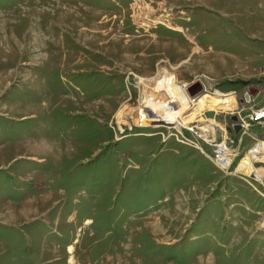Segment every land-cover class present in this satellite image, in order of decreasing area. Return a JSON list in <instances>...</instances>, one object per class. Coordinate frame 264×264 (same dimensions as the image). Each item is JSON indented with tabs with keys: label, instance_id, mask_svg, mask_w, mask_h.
<instances>
[{
	"label": "rangeland",
	"instance_id": "1",
	"mask_svg": "<svg viewBox=\"0 0 264 264\" xmlns=\"http://www.w3.org/2000/svg\"><path fill=\"white\" fill-rule=\"evenodd\" d=\"M263 49L264 0H0V264H264V163L238 174L230 129L240 78L264 105ZM141 80L216 108L137 125Z\"/></svg>",
	"mask_w": 264,
	"mask_h": 264
},
{
	"label": "bare ground",
	"instance_id": "2",
	"mask_svg": "<svg viewBox=\"0 0 264 264\" xmlns=\"http://www.w3.org/2000/svg\"><path fill=\"white\" fill-rule=\"evenodd\" d=\"M170 81H165L163 83H157L154 85H158V84H162V85H166L169 84L167 86H164L161 90H160V86H153L151 84H147L145 83V81L141 80L138 81L137 86H139L138 88L140 89V100L141 102L138 104V109L140 112H137L134 117L136 119H138L139 121H137V125H141V124H148V125H156L157 124V120L156 118L152 115V113H150L149 111H144L146 106L151 103L153 105V103H155L156 107H158V112L160 114V116L163 119H167V120H172V121H176L180 126L181 125H188L191 123L190 116L193 115V113L188 114L187 113L191 110H193L194 108H197V113L198 114H202L203 112L207 111V110H211L216 108L213 103L210 100L205 99H200V100H196L195 98H191L187 95V93L189 92L188 90L190 89V87L188 86L186 89L184 87H181L180 85L174 83H172ZM207 88V87H206ZM205 89V88H204ZM202 92H206L207 89H205ZM187 93H186V91ZM190 93V92H189ZM201 94V93H200ZM199 96V94H198ZM198 98V97H197ZM203 101V102H202ZM196 102H202L200 106L196 107L195 103ZM148 108V107H147ZM218 110L221 111H226V112H230L234 110V103H232L231 106L224 108V107H218ZM157 110V109H156ZM213 113V112H212ZM214 114V113H213ZM233 117V116H232ZM214 118V117H213ZM212 119V118H209ZM205 123L204 126L205 128H203L202 130V135L204 136V138L206 139L208 136H210L209 138H211V140L208 141H213L212 145L217 144L216 146L219 145V152L221 154V157H219V153H218V159H220L218 161L219 165L220 163L224 164L225 168L228 166V160L226 161V156H232L230 151L228 152L226 150V147L231 149L233 148L231 144H227L225 143L226 141H224V143H217L215 142L213 139V135L214 133H216V130L222 131L224 136H226L227 132H225L224 127L222 126V128H219L218 126H216V124L213 121H205L202 122ZM201 123V124H202ZM212 136V137H211ZM226 138V137H225ZM224 138V139H225ZM211 143V142H210ZM257 148L258 150H261V153L264 154V143L259 140L258 142H256ZM253 147H249V152H251V157L247 158L248 156H246L245 161L243 163H240L239 166L236 169V172L238 174H242V175H253L255 173V169L252 166L253 162H263L264 160H260L257 158H263L264 155H260L258 156V150L257 149H253ZM256 155H255V153ZM234 157V154L233 156ZM229 158V157H228ZM257 159V160H256ZM232 161V160H231ZM236 174V173H235Z\"/></svg>",
	"mask_w": 264,
	"mask_h": 264
},
{
	"label": "built area",
	"instance_id": "3",
	"mask_svg": "<svg viewBox=\"0 0 264 264\" xmlns=\"http://www.w3.org/2000/svg\"><path fill=\"white\" fill-rule=\"evenodd\" d=\"M175 16V15H174ZM167 22H164V23H162V22H160L162 25H167V23H169L170 21H171V19H167L166 20ZM209 89H211V88H209ZM213 89V88H212ZM214 92L213 93H215V92H219L221 95H226V94H228V93H231V92H220L219 90H217L216 89V87H214V90H213ZM211 93V92H210ZM244 109V106H241L240 108H237V110L234 112L235 114L233 115V117H236V119H237V122H233L232 120V122H233V124H232V127H230V129L232 130V132H233V126L235 125V124H239L240 125V131L238 132V133H234L235 135L234 136H240V137H243V136H247L248 138H250L251 140H252V144H251V146L250 147H253V149L255 150V149H257L258 150V148H257V145H256V142H258L259 140H261L263 143H264V106H252V107H248V108H246V110H247V114L245 113V114H243L244 112H241L239 115H238V111H240V110H243ZM245 110V111H246ZM232 118V117H231ZM230 118V119H231ZM255 127H259V128H261L262 129V135L261 136H259L258 134H259V132H256V133H252L251 134V132H250V130L251 129H253V128H255ZM220 132L219 130H216V132ZM179 140V139H178ZM182 140H185L186 142H188V143H190V144H192V142H190L189 140H187V139H185V138H182ZM181 142H183V141H181ZM204 144H206L205 146L206 147H212V148H215L216 150H215V153L213 154L212 153V156L211 155H207L208 157H209V159L220 169V170H222V171H224L227 175H232V176H237V177H239L238 175H236V174H233V172H229L227 169L230 167L229 166V164H232V162H233V160L234 159H236L237 157H238V151H239V149H236V148H231V149H233V152H234V157L232 158V161L230 162V163H228V166L225 168L224 166V164H222V163H220V165H219V163H218V153H217V150H218V148H217V144H215V145H212V143H207L206 141H202ZM184 143V142H183ZM226 143V142H225ZM224 143V144H225ZM214 144V143H213ZM219 144H221V143H219ZM228 144V143H227ZM194 145V144H193ZM234 149H236V150H234ZM252 149V150H253ZM259 152H258V156H260V155H264L263 153H261V150H258ZM248 152V151H247ZM255 153V152H254ZM255 155H256V153H255ZM256 164H261V163H259V162H257ZM254 165H255V163H254ZM244 176V175H243ZM257 176V175H256ZM254 177H255V175H254ZM239 178H241V177H239ZM256 191L261 195V196H263L264 197V191L262 192V191H260V190H257L256 189Z\"/></svg>",
	"mask_w": 264,
	"mask_h": 264
},
{
	"label": "water",
	"instance_id": "4",
	"mask_svg": "<svg viewBox=\"0 0 264 264\" xmlns=\"http://www.w3.org/2000/svg\"><path fill=\"white\" fill-rule=\"evenodd\" d=\"M203 89H204V85H202L200 83H195L194 85L190 86V89L188 91L190 92L191 96H195V95H198V94L202 93ZM260 91H261V89L258 86H252V87L248 86V89L243 94V97L239 99L240 103L248 102L250 100H253L254 98H256L258 96ZM207 117L208 118H213L214 114L212 112H208L207 113ZM231 120L233 122H237L236 117H232ZM233 131H234L235 134L238 133L240 131V125L239 124H235L233 126Z\"/></svg>",
	"mask_w": 264,
	"mask_h": 264
},
{
	"label": "crops",
	"instance_id": "5",
	"mask_svg": "<svg viewBox=\"0 0 264 264\" xmlns=\"http://www.w3.org/2000/svg\"><path fill=\"white\" fill-rule=\"evenodd\" d=\"M180 29L183 30L182 27H181ZM252 37H253V36H252ZM250 40H251V39H250ZM192 41H193V39H192ZM251 41H252V40H251ZM250 44H251V43H250ZM254 46H255V45H254ZM245 47H248V46H245ZM263 50H264V49H263ZM244 58H248V59L250 60L249 62L252 61V56H251L250 54H248V53H246V55L244 56ZM250 77H251V78H243V79L240 78V79H239V82H240L239 84L241 85V81H248V80H251V79L255 81V80L260 79V78H254V77L252 78V76H250ZM261 79H262V78H261ZM252 80H251V81H252ZM234 81H236V80H234ZM234 81H233V83H234ZM231 83H232V82H231ZM257 84H258V83L255 82V83H253V84H247V85H245V87H246V86H249V87L257 86ZM213 85H215V84H208L207 87H215V86H213ZM247 89H248V87H247ZM247 89L244 88V90H247ZM260 93H261V92H260ZM258 96H259V95H258ZM261 96H262V94H261ZM252 106H255V107H256V106H264V105H261V104H260V101L252 100ZM69 247H71V245H69L68 248H69ZM68 248H67V249H68ZM52 262H53V260H50V261H49V260H46V261H45L44 263H42V264H48V263H52ZM68 264H69V262H68Z\"/></svg>",
	"mask_w": 264,
	"mask_h": 264
},
{
	"label": "flooded vegetation",
	"instance_id": "6",
	"mask_svg": "<svg viewBox=\"0 0 264 264\" xmlns=\"http://www.w3.org/2000/svg\"><path fill=\"white\" fill-rule=\"evenodd\" d=\"M128 7H129V3H128ZM160 12L161 11H158V15H160V14L162 15L164 13V12H162V13H160ZM148 22H150V20ZM143 27H144L143 28V31L146 32L148 30L147 32L149 33V28H151L150 25H148V24L145 23V25ZM146 27H147V29H146ZM212 88L214 89V87H212Z\"/></svg>",
	"mask_w": 264,
	"mask_h": 264
},
{
	"label": "trees",
	"instance_id": "7",
	"mask_svg": "<svg viewBox=\"0 0 264 264\" xmlns=\"http://www.w3.org/2000/svg\"><path fill=\"white\" fill-rule=\"evenodd\" d=\"M243 86L247 85V83H241Z\"/></svg>",
	"mask_w": 264,
	"mask_h": 264
},
{
	"label": "clouds",
	"instance_id": "8",
	"mask_svg": "<svg viewBox=\"0 0 264 264\" xmlns=\"http://www.w3.org/2000/svg\"><path fill=\"white\" fill-rule=\"evenodd\" d=\"M249 102V101H248Z\"/></svg>",
	"mask_w": 264,
	"mask_h": 264
}]
</instances>
